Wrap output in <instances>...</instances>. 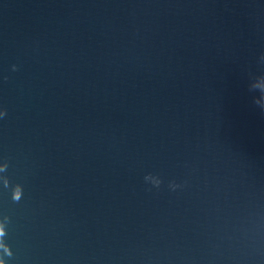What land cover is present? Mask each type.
<instances>
[{"label": "water", "instance_id": "1", "mask_svg": "<svg viewBox=\"0 0 264 264\" xmlns=\"http://www.w3.org/2000/svg\"><path fill=\"white\" fill-rule=\"evenodd\" d=\"M0 264H264V0H0Z\"/></svg>", "mask_w": 264, "mask_h": 264}]
</instances>
